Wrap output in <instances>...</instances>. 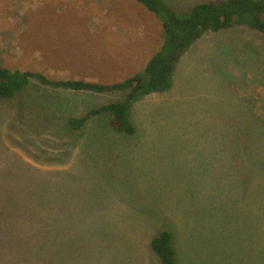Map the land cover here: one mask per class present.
<instances>
[{
    "label": "rangeland",
    "instance_id": "obj_1",
    "mask_svg": "<svg viewBox=\"0 0 264 264\" xmlns=\"http://www.w3.org/2000/svg\"><path fill=\"white\" fill-rule=\"evenodd\" d=\"M164 1L187 12L209 0ZM107 12L137 35L153 25L161 44L162 21L136 0H0V67L101 83L136 74L157 49L112 32ZM170 82L130 102L132 134L105 112L69 124L126 90L30 81L0 99V249L162 264L150 242L168 230L177 264H264V32L205 31Z\"/></svg>",
    "mask_w": 264,
    "mask_h": 264
},
{
    "label": "trees",
    "instance_id": "obj_2",
    "mask_svg": "<svg viewBox=\"0 0 264 264\" xmlns=\"http://www.w3.org/2000/svg\"><path fill=\"white\" fill-rule=\"evenodd\" d=\"M162 21L163 40L160 48L147 60L143 69L121 81L101 83L84 79L51 78L40 71L0 67V99L14 96L30 81L57 90L104 93L126 90L123 101H114L92 108L83 117H72L69 124L80 128L88 115L105 112L108 122L118 131H135L127 110L136 97L168 89L174 63L205 31H218L234 25H246L264 32V0H209L194 4L187 12H177L164 0H136ZM151 249L162 264H177L172 234L161 231L151 239Z\"/></svg>",
    "mask_w": 264,
    "mask_h": 264
},
{
    "label": "crops",
    "instance_id": "obj_3",
    "mask_svg": "<svg viewBox=\"0 0 264 264\" xmlns=\"http://www.w3.org/2000/svg\"><path fill=\"white\" fill-rule=\"evenodd\" d=\"M109 1V0H105ZM133 12V11H132ZM136 16V13L133 12ZM108 16L107 28L112 30L114 33H123L126 36H129L133 40H138L142 43V51L148 49L149 47H154V41L156 40V35L153 33V25L149 23L140 24V35L134 34L133 29H137L133 24H128L114 19L109 12L106 13ZM132 15V14H131ZM115 20L116 23L113 24L111 21ZM163 40V35L161 36V44ZM154 49L158 50L161 46ZM154 50V51H155ZM156 50V51H157ZM155 53V52H154ZM153 53V54H154ZM41 252H51L46 249H23V248H10V249H0V264H51L55 261L50 259V256L53 254L41 253Z\"/></svg>",
    "mask_w": 264,
    "mask_h": 264
}]
</instances>
